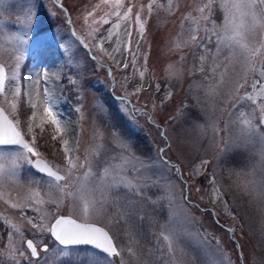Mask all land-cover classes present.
I'll use <instances>...</instances> for the list:
<instances>
[{
	"label": "rangeland",
	"instance_id": "374dc122",
	"mask_svg": "<svg viewBox=\"0 0 264 264\" xmlns=\"http://www.w3.org/2000/svg\"><path fill=\"white\" fill-rule=\"evenodd\" d=\"M204 2L205 0H122L121 13L132 7L130 22H121L119 30L121 51L129 64L128 68H124L122 63L118 66L116 60L103 51L107 49L111 52L118 39L115 34L112 41L102 39L107 34L106 30L111 29L116 22L113 11L115 0H109L108 4L104 0H0V61L5 64L10 76L16 63V50L19 47L26 48L27 55L21 61L20 69L22 93L23 81L34 76L41 67L56 71V65L65 78L71 76L83 81V118L72 110V106L62 104L60 111L69 120L72 129L71 136L62 138L69 139L70 145L78 140L79 158L83 160L85 156H89L97 162V168L102 166L103 160L120 151L112 140L113 127L130 139L136 154L141 157L156 158L158 150L166 148L167 143L170 144V151L166 148L165 156L181 171L185 168L182 177L186 183L180 181L175 169L168 171L166 175H161L158 168L153 169L160 177L159 186L150 189L148 196L156 200V203L145 206L147 219L140 222L139 244L133 242L129 245L134 252L143 246L145 250H150L151 264H163L160 251L164 249L165 242L162 239L158 241L154 233H159L160 226L167 224L181 233L188 249L177 264H264V211H261L258 201L251 199L238 187V184L251 182L258 187L264 181V159L261 157L264 145L254 138H239L238 127L230 123L239 113L248 116L256 109L255 123L264 132L259 123L256 105L232 95L236 82H243L245 69L239 63L230 65L223 82H219V75L215 77V92L209 95L208 90L214 84L211 54L205 61V71H194V65L198 68L199 64L198 57H194L193 52L199 53L200 49L194 46L176 47L186 35L184 29L189 26L198 28L203 35L207 21L194 18L200 17L198 6H202ZM219 3L220 0H217L215 15L212 17L217 28L222 27L225 15ZM29 7L34 13L35 23L28 35L29 43L21 46L14 37H25L27 30L23 25ZM89 12L93 15L89 16ZM137 12L144 21L143 40H140L135 22ZM102 18L108 20V23H103ZM126 27L131 31L130 45L129 38L124 35ZM72 30L85 41L87 47L72 37ZM262 40L264 37L258 34L255 43L259 45ZM138 41L141 56L133 67L132 51H135ZM60 43H64L66 49H60ZM208 47L214 48V45L209 44ZM116 57L121 59L119 53ZM170 68L179 69L180 77L173 76ZM140 71L145 74L143 78ZM125 76L129 79L126 80ZM246 79L247 83L238 95L258 97L261 85L257 84L255 89L252 85L255 80H261L264 84V79L251 72L247 73ZM63 83L71 88L66 79ZM141 83L145 87L140 90L139 95H134V86ZM107 94L110 95V101L105 99ZM67 95L74 94L69 91ZM122 101L130 103L126 105ZM261 102L257 100L258 104ZM25 110L29 117L36 111L26 103ZM108 110L111 116L113 113V119L120 129L106 117V114L109 115ZM42 115V110L37 111L34 121L38 125L34 131L39 150L44 154L43 158L62 167V152L59 149L46 151V147L53 143L49 137L55 134L61 138L60 134L55 133L54 127L49 123H42ZM24 119L21 117V120ZM211 121H215L220 129L215 134V140L209 127ZM41 127L45 130L43 133ZM162 132L165 135L163 137ZM205 159L209 161L208 166L217 167L221 171L214 168L209 174L208 182L203 179L199 182L196 176L203 173L205 166L195 177L190 174L196 173L197 168L201 167V161ZM215 174H219L220 178L217 186L222 185L227 195L213 203L210 181L213 177L216 179ZM77 175L82 176L83 170ZM129 176L131 177V173ZM30 187L35 186L28 185L26 174L20 175L18 181L9 179L0 186V216L19 228L26 237L32 235L34 230L30 231L31 226L25 217H36L39 222V213L33 208H13L12 204L24 203L30 194ZM184 197L188 198L187 201ZM225 199L227 204L224 203ZM196 203H200V206ZM39 207L51 212L56 206L46 203ZM210 208L211 210L206 211ZM69 211V202L66 200L56 214H69ZM233 212L236 213V219L232 218ZM190 217L195 218V223L190 222ZM92 222L102 226L108 223L104 217H97ZM15 228L13 238L19 241V233H16ZM230 228L236 229L234 236L228 231ZM197 230L209 234L203 243L196 235ZM120 240L128 243L124 235L120 236ZM217 240L219 247L223 249L222 253L217 251ZM5 243L7 246V239ZM45 255L49 258L48 264H94L96 261L103 264V255L94 252L57 257L55 249L50 247L49 252L43 253L41 257ZM112 259L119 264L118 257ZM125 259L127 264H137L136 258L127 252ZM163 259L168 258L165 256ZM0 264H10L6 255H0Z\"/></svg>",
	"mask_w": 264,
	"mask_h": 264
},
{
	"label": "snow or ice",
	"instance_id": "6c2138e0",
	"mask_svg": "<svg viewBox=\"0 0 264 264\" xmlns=\"http://www.w3.org/2000/svg\"><path fill=\"white\" fill-rule=\"evenodd\" d=\"M171 2V0H169ZM105 4L109 0H104ZM217 0H205L202 6H198L200 17L207 21L203 28V35L196 27H187L184 29L186 35L181 38V42L176 45L177 48L194 46L200 49L199 53L193 52L194 57H198V68L194 65L193 70L205 71V61L209 54L212 57L211 75L214 84L210 86L208 94L215 92V77L219 75V82H223L225 73L230 65L239 63L245 69L243 82L237 81L232 95L238 96L239 100H248L256 105L259 110V123L264 124V84L261 80L253 82V89L260 84V95L253 96L245 94L239 96L241 88L247 83V73H255L264 79V40L259 45L255 43V38L259 34L264 37V0H220L219 7L224 10V21L222 27L217 28L212 17L215 15ZM61 7H63L61 5ZM123 7L122 0H115L113 11L116 16V22L112 28L106 30L107 34L102 37L103 40L112 41L115 34L118 39L114 42L115 47L108 52L103 49L112 59L116 60L117 65L121 63L124 68H128L123 52L121 51L122 41L121 22H130L132 7L121 13ZM152 11V5H149V12ZM55 15V13H53ZM93 15L92 12L88 13ZM102 22L107 24L108 20L102 18ZM135 22L138 28L140 40L144 37V21L139 12L135 15ZM35 23V16L32 8L29 7L25 17L24 27L26 28L25 37H14L19 40L21 46L29 43L28 35L31 33V27ZM114 30H116L114 32ZM72 37L79 41L81 45L87 47L84 40L71 33ZM91 35V33H90ZM124 35L131 44L130 28L124 29ZM213 44L214 48L208 45ZM111 46V45H110ZM60 49H66L64 43L58 45ZM131 50L130 48L128 49ZM88 51H91L90 49ZM119 53L121 59H117ZM27 55L25 47H19L16 50L15 61L11 75L9 76L3 64H0V186L4 185L9 179L19 180L20 175H27L28 185L35 187L29 188V196L22 204L13 203L12 207L33 208L39 213V222L36 217H25L27 223L31 226V238H27L19 228H15L19 233V241L13 238V233L7 234L8 244L0 249V255H6L10 264H48V256L41 257V252L47 254L51 247L55 248L57 257H71V253L79 246H91L103 255V264H117L113 257L119 258V264H127L125 252L136 258L137 264H151L149 259L150 250H145L140 246L135 252L129 245L135 242L139 244L138 237L140 233V222L147 219L145 206L149 203L155 204L156 200L148 196V191L159 186L160 177L153 171L154 168L160 169L161 175H166L168 171L175 169L182 177L179 167L171 162L165 156L166 148L158 150L156 158L141 157L136 154L130 139L122 136L115 127H113L112 140L120 151L102 161V166L97 168V162L89 156L83 160L77 155L79 149L78 140L71 145L69 139L62 138L72 135L69 120L65 118L60 111L62 104H69L72 110L83 118V81L71 76L65 78L59 66L56 71L48 67H41L34 76L23 81L24 91L22 93V77L20 76L21 61ZM141 56L140 43L137 42L135 51H132L131 63L136 66L137 60ZM93 59L95 57H92ZM183 59V57H182ZM145 63L147 57H144ZM259 64V67L257 65ZM222 69V71H221ZM170 73L179 78L181 73L177 68H170ZM144 72L140 71L141 78ZM111 76V71H109ZM67 80V85L63 81ZM125 79L129 78L125 76ZM145 85L143 83L134 86V95ZM159 89V85H157ZM69 91L73 96H68ZM261 103H257V100ZM25 103L33 111L28 116L25 110ZM126 105L130 102L122 101ZM42 110V123H49L54 127V131L60 134L51 135L49 139L53 142L46 147V151H55L59 149L62 152L61 163L58 166L43 158L44 154L39 150L37 143V134L34 131L38 125L34 124L37 111ZM135 111V110H133ZM256 109L245 116L244 113L236 115L230 123L238 127L241 139L254 138L257 142L264 145V132L257 127ZM147 115V113H142ZM13 117L10 119L9 117ZM24 117V120H21ZM138 119V117H134ZM215 134L220 131L217 123L211 121L209 124ZM45 130L41 127V133ZM163 136V133H161ZM30 137V139H29ZM166 139V137H165ZM264 159V152L261 153ZM119 160V163L115 161ZM209 163L208 160L201 161V167L193 173V177L202 171L203 166ZM83 170V175H77ZM131 173V177L129 176ZM220 182L213 177L210 181L212 201L226 197L227 193L223 186L218 187ZM251 199L256 200L261 205V211H264V181L257 187L254 182L245 185H239ZM187 201V197L183 198ZM69 202L70 211L68 215H57L65 201ZM46 203L55 204L53 211H48L39 206ZM224 203H228L225 199ZM191 206V205H189ZM97 217H104L108 223L106 226H96L92 221ZM232 218L236 219V213H232ZM190 222L195 223V218L190 217ZM229 232L235 235L236 229L230 228ZM124 235L128 243L120 240ZM157 240L162 239L165 242L164 249L160 251V258L163 264H177L181 257L188 252L182 235L176 229L169 225H161L159 233H154ZM196 235L203 243L208 238V233H200L197 230ZM215 239V237H213ZM26 241V246H20ZM158 250H159V246ZM217 251L223 252L219 247L217 240ZM179 253V255H177ZM167 260H164V257ZM99 264V261L94 262Z\"/></svg>",
	"mask_w": 264,
	"mask_h": 264
},
{
	"label": "bare ground",
	"instance_id": "6f19581e",
	"mask_svg": "<svg viewBox=\"0 0 264 264\" xmlns=\"http://www.w3.org/2000/svg\"><path fill=\"white\" fill-rule=\"evenodd\" d=\"M106 98V100H108V101H110V98H108L109 96L107 95V96H105ZM191 102V101H190ZM110 115H108V114H106V117H109ZM112 123L116 126L117 124H116V122L113 120L112 121ZM163 133V136H165L164 135V132H162ZM162 136V137H163ZM167 146H166V148H167V150H169L170 151V144L169 143H167L166 144ZM214 168H217V167H210V165L208 166V164L205 166V169H204V171H203V173H201L199 176H196L198 179H199V182H202V179L205 181H207L208 182V179H209V174H211V170H214ZM183 169H185V168H183ZM183 169H182V171H183ZM217 169H219V168H217ZM220 171H221V169H219ZM182 171H181V173H182ZM189 171V170H188ZM210 172V173H209ZM220 173V172H219ZM190 175H192V173L190 174ZM213 175H214V173H213ZM219 175V174H218ZM218 175H216L215 174V176H216V179L218 178V181L220 180V178H219V176ZM178 176H179V179H180V181L181 182H185V179L183 178V177H181L180 176V174L178 173ZM186 183V182H185ZM188 199V198H187ZM193 200H197V199H193ZM176 201V200H175ZM196 205H198V206H200V203H196ZM204 209H206L205 207H204ZM166 210V209H165ZM209 210H211V208L210 209H208V210H206V211H209ZM164 217H167L165 214L163 215ZM143 222V221H142ZM94 224H96V225H98V223H95V222H93ZM141 224V223H140ZM143 225H144V223H143ZM4 238V236H2V234L0 235V243H2L4 240H5V238ZM49 242H51V241H49Z\"/></svg>",
	"mask_w": 264,
	"mask_h": 264
},
{
	"label": "trees",
	"instance_id": "16d2710c",
	"mask_svg": "<svg viewBox=\"0 0 264 264\" xmlns=\"http://www.w3.org/2000/svg\"><path fill=\"white\" fill-rule=\"evenodd\" d=\"M7 231H8V227H2V226H0V235L2 234V236H4V238H6L7 237ZM3 238V239H4ZM6 240V239H5ZM4 240V241H5ZM1 244H4V243H0V245Z\"/></svg>",
	"mask_w": 264,
	"mask_h": 264
},
{
	"label": "water",
	"instance_id": "95a60500",
	"mask_svg": "<svg viewBox=\"0 0 264 264\" xmlns=\"http://www.w3.org/2000/svg\"><path fill=\"white\" fill-rule=\"evenodd\" d=\"M96 226H98V225H96Z\"/></svg>",
	"mask_w": 264,
	"mask_h": 264
}]
</instances>
